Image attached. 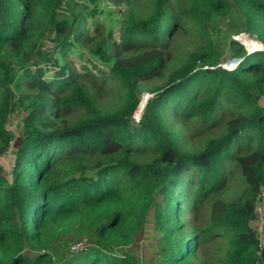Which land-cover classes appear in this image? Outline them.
Instances as JSON below:
<instances>
[{
	"label": "trees",
	"instance_id": "16d2710c",
	"mask_svg": "<svg viewBox=\"0 0 264 264\" xmlns=\"http://www.w3.org/2000/svg\"><path fill=\"white\" fill-rule=\"evenodd\" d=\"M262 188L264 0H0V264H264Z\"/></svg>",
	"mask_w": 264,
	"mask_h": 264
},
{
	"label": "rangeland",
	"instance_id": "374dc122",
	"mask_svg": "<svg viewBox=\"0 0 264 264\" xmlns=\"http://www.w3.org/2000/svg\"><path fill=\"white\" fill-rule=\"evenodd\" d=\"M218 25L221 29V32H219L217 34V38L224 40V41L226 39V42H228L231 39V40H235V41L243 44V42L247 41L248 38H254L245 32L244 22L241 19L240 15L238 14V12L234 6L231 8V11L226 16V18L219 20ZM251 40L254 42H257L255 38L251 39ZM246 45H247V43H246ZM245 49H247V48L245 47ZM229 57H230V52L227 49V52H226V54H224V58H223V60L225 59V61L221 64V67L224 66L226 69H233V68L227 67V65L233 64L234 67L236 68V64L238 62L240 63L242 61V59H237V58L230 59ZM181 61H182V59H179V64L181 63ZM233 61H236L237 63L233 62ZM162 82L163 81H161V80H154V81H151L148 83H144V84H142V86H144L148 89H151L153 87L160 86ZM149 91L150 90L145 89L144 92L149 93ZM149 94H151V93H149ZM145 97H146V99H145L146 102H145L144 107L146 106L148 99L151 98L150 95H148L146 93V94H143L141 96V100L144 101ZM144 107H143V111H142L141 115L144 112ZM19 114H20L19 117L21 118L23 116V114L21 112H19ZM18 122L19 121L17 118H11V124L8 123L7 129L10 131H14V125H16V124H17L16 125L17 129H19L20 123H18ZM256 215H257L256 219L252 222V228L258 230L257 231L258 237L260 239H262L261 236H262V234H264V217L261 215L260 210L258 211V213ZM152 218H153V216H152V214H150L149 219L147 220V223L144 225L143 231L136 238L135 244L133 246L127 248V251L130 249L134 250L136 257L139 258L140 264H152L154 261V259H153L154 258V252H155L154 243H156L155 241L157 239V235L154 232V224H153ZM83 239H86V238H83Z\"/></svg>",
	"mask_w": 264,
	"mask_h": 264
},
{
	"label": "built area",
	"instance_id": "2783aa9c",
	"mask_svg": "<svg viewBox=\"0 0 264 264\" xmlns=\"http://www.w3.org/2000/svg\"><path fill=\"white\" fill-rule=\"evenodd\" d=\"M237 64H239V62ZM222 68H225V67L222 66ZM134 114H135V115H133L134 121H135V123L138 124L140 122L142 115L137 114V110L135 111ZM263 205H264V188H262L261 192H260L258 207H262ZM258 211H259V209H258ZM86 247H87V240L83 239L80 242L72 245L70 251L72 253H80V252L84 251L86 249Z\"/></svg>",
	"mask_w": 264,
	"mask_h": 264
},
{
	"label": "bare ground",
	"instance_id": "6f19581e",
	"mask_svg": "<svg viewBox=\"0 0 264 264\" xmlns=\"http://www.w3.org/2000/svg\"><path fill=\"white\" fill-rule=\"evenodd\" d=\"M249 39H251V38H249ZM250 43V41H248L247 42V45ZM247 45H246V48H247V50H248V47H247ZM261 50V49H260ZM249 51V50H248ZM249 52H252V51H249ZM255 52V51H254ZM147 97V96H146ZM146 97L144 98V101H141V103L139 104V107H138V109H137V114H141L142 113V111H143V107H142V111H141V104H143V103H145V99H146Z\"/></svg>",
	"mask_w": 264,
	"mask_h": 264
},
{
	"label": "clouds",
	"instance_id": "9594fccd",
	"mask_svg": "<svg viewBox=\"0 0 264 264\" xmlns=\"http://www.w3.org/2000/svg\"><path fill=\"white\" fill-rule=\"evenodd\" d=\"M240 43V42H239ZM241 44V43H240ZM241 45H243V44H241ZM244 46V45H243ZM245 47V46H244ZM254 53V52H253ZM248 54V53H247ZM252 54V53H251ZM249 55V54H248ZM239 65V64H238ZM237 65V66H238ZM223 69H225V70H228V71H232V70H234V69H236V68H234V69H226V68H223ZM150 95V94H149ZM150 97H152V95H150ZM142 101V100H141ZM140 101V102H141ZM140 102H139V104H140ZM146 102V101H145ZM139 104H138V106H137V108L139 107ZM144 105H145V103H144ZM144 107V106H143ZM137 110V109H136Z\"/></svg>",
	"mask_w": 264,
	"mask_h": 264
},
{
	"label": "water",
	"instance_id": "95a60500",
	"mask_svg": "<svg viewBox=\"0 0 264 264\" xmlns=\"http://www.w3.org/2000/svg\"><path fill=\"white\" fill-rule=\"evenodd\" d=\"M245 50L247 51L248 54H251V52H249L247 49H245ZM259 51H263V46H262L261 50H259Z\"/></svg>",
	"mask_w": 264,
	"mask_h": 264
}]
</instances>
